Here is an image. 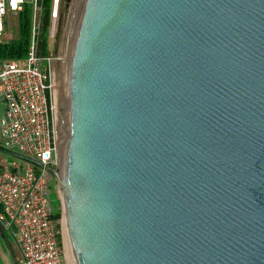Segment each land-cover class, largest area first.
Masks as SVG:
<instances>
[{"label":"water","instance_id":"95a60500","mask_svg":"<svg viewBox=\"0 0 264 264\" xmlns=\"http://www.w3.org/2000/svg\"><path fill=\"white\" fill-rule=\"evenodd\" d=\"M69 41L74 264H264V0H77Z\"/></svg>","mask_w":264,"mask_h":264},{"label":"built area","instance_id":"2783aa9c","mask_svg":"<svg viewBox=\"0 0 264 264\" xmlns=\"http://www.w3.org/2000/svg\"><path fill=\"white\" fill-rule=\"evenodd\" d=\"M63 0H52L47 40L58 33ZM44 0H0V37L7 18L25 7L31 11L27 54L0 59V100L6 104L0 121L2 144L14 155L0 164V224L12 232L19 250L17 264H66L59 243L61 216L54 211L52 182L59 156V113L54 99L52 63L58 57L41 53Z\"/></svg>","mask_w":264,"mask_h":264},{"label":"rangeland","instance_id":"374dc122","mask_svg":"<svg viewBox=\"0 0 264 264\" xmlns=\"http://www.w3.org/2000/svg\"><path fill=\"white\" fill-rule=\"evenodd\" d=\"M76 2L77 0L71 1L68 11H67L68 13L65 15L64 14V4L66 3V0H63L62 8H61L62 16L57 23V27H58L57 28L58 29L57 38L56 40H54L55 42L52 44V47H53L52 55L58 58L60 55L62 57L61 59L54 60L52 63V70H54L53 72H55V75L57 74L56 80H57L58 86H56L55 89H58V93L59 95H61L62 98H64V86L66 85L65 83H66L67 74H68V70H67L68 57L67 56H68L69 44H70V41L68 39L70 36L69 31H71V21H72L71 18L73 17V7L75 6ZM6 28L7 29L4 32L3 36L0 37V43L9 42L11 40H15L18 38V35H19L18 18L12 17V16L8 17ZM59 52H60V55H58ZM52 79H53V76H52ZM59 106L57 109L58 113L60 111V108L65 106V102L64 104L61 103ZM59 120H60L59 121V125H60L63 122L61 114H59ZM60 137H61V133L59 136V148H60ZM60 162L58 166L59 171H61L62 169V168L60 169ZM61 178L63 177L61 176ZM51 199L53 200L54 211L55 212L59 211L61 214V218H62L61 220L62 231L59 236V243L62 249L63 256L65 257V263L74 264L73 257H72V248H71V242H70V236H69V229L67 228V215L64 213L65 199L63 198V190L57 178L53 180L52 182Z\"/></svg>","mask_w":264,"mask_h":264},{"label":"trees","instance_id":"16d2710c","mask_svg":"<svg viewBox=\"0 0 264 264\" xmlns=\"http://www.w3.org/2000/svg\"><path fill=\"white\" fill-rule=\"evenodd\" d=\"M52 6V0H44L43 5V31L41 35V53L47 55L49 52V46L51 43L47 40L49 22H50V10ZM19 35L15 40L9 42L0 43V59H19L27 54L29 48V39L31 35V11L29 6L19 13L18 17ZM57 216H61L60 212H56Z\"/></svg>","mask_w":264,"mask_h":264},{"label":"crops","instance_id":"0c3cea01","mask_svg":"<svg viewBox=\"0 0 264 264\" xmlns=\"http://www.w3.org/2000/svg\"><path fill=\"white\" fill-rule=\"evenodd\" d=\"M6 104L0 100V121L5 116ZM14 155L6 152L2 144V131L0 130V164L13 161ZM19 250L12 232L5 230L0 224V264H17Z\"/></svg>","mask_w":264,"mask_h":264},{"label":"bare ground","instance_id":"6f19581e","mask_svg":"<svg viewBox=\"0 0 264 264\" xmlns=\"http://www.w3.org/2000/svg\"><path fill=\"white\" fill-rule=\"evenodd\" d=\"M72 19V18H71ZM70 32V31H69ZM68 32V33H69ZM69 35V34H68ZM69 39V38H68ZM67 39V40H68ZM66 48V47H65ZM66 51H67V49H66ZM63 55V54H62ZM68 57V59H69V55L67 56ZM68 63V62H67ZM67 67H68V65H67ZM54 71V70H53ZM56 71V70H55ZM54 74H53V85H54V89H53V91H54V99H55V102H56V105L57 106H59L61 103L62 104H64V102H65V107L66 108H68V109H70V98H69V86H68V84H67V80H66V85L64 86V98H62L61 97V95H59V93H58V89H55V87L56 86H58V84H57V78H56V76H57V74L55 75V72H53ZM66 78V77H65ZM62 88V87H61ZM63 106V105H62ZM60 107V106H59ZM60 114V113H59ZM60 121V120H59ZM60 131H61V129H60ZM59 156H60V160H61V162H60V169H61V176L64 178V171H63V166H62V156H61V146H60V148H59ZM71 252V251H70Z\"/></svg>","mask_w":264,"mask_h":264}]
</instances>
